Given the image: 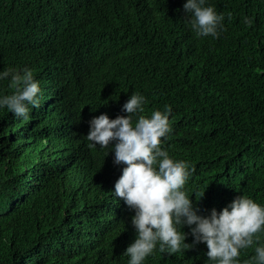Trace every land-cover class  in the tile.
Returning <instances> with one entry per match:
<instances>
[{"label": "trees", "instance_id": "16d2710c", "mask_svg": "<svg viewBox=\"0 0 264 264\" xmlns=\"http://www.w3.org/2000/svg\"><path fill=\"white\" fill-rule=\"evenodd\" d=\"M185 2L0 0L1 50L23 45L47 77L61 72L69 87L81 73L92 88L67 93L75 131L0 109V264H127L134 212L112 194L124 165L86 135L94 116L126 115L117 102L133 92L146 97L142 115L171 106L161 147L189 165L199 214L241 195L264 205V0H207L225 18L219 39L192 31ZM57 149L70 160L48 164ZM257 235L239 264H254ZM206 252L157 247L144 264H211Z\"/></svg>", "mask_w": 264, "mask_h": 264}, {"label": "clouds", "instance_id": "9594fccd", "mask_svg": "<svg viewBox=\"0 0 264 264\" xmlns=\"http://www.w3.org/2000/svg\"><path fill=\"white\" fill-rule=\"evenodd\" d=\"M183 9L198 37L219 39L225 18L207 0H186ZM244 22L251 24L247 18ZM33 61L23 45L10 42L0 49V81L10 79L9 87L14 89L0 92V109L17 118L27 120L31 116L34 121H50L75 131L80 123L78 114L70 110L67 93L79 84L89 85V79L80 73L67 87L61 72L47 77L50 72H43ZM89 89L92 92L90 85ZM146 103L144 95L133 92L126 102L125 98L117 102L126 115L94 116L86 135L89 147L105 150V157L114 153V165H124L112 194L134 212L131 224L135 239L123 253L129 258L127 264H144L157 247L160 253L174 254L201 243L207 247L211 264H239L241 250L253 246L259 240L257 234L264 232V205L241 195L219 211L213 208L208 215L199 214V207L185 191L189 165L173 159L161 147L162 138L172 132L171 106L146 116L142 115ZM46 160L60 164L70 158L63 149H57ZM185 227L190 229L192 244L185 242L189 235L182 230ZM252 259L254 264H264V245L255 247Z\"/></svg>", "mask_w": 264, "mask_h": 264}]
</instances>
